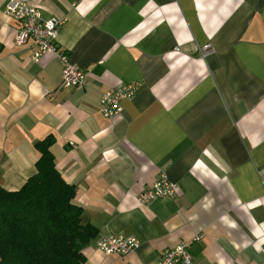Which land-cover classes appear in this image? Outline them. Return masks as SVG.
Masks as SVG:
<instances>
[{
	"label": "crops",
	"instance_id": "obj_1",
	"mask_svg": "<svg viewBox=\"0 0 264 264\" xmlns=\"http://www.w3.org/2000/svg\"><path fill=\"white\" fill-rule=\"evenodd\" d=\"M63 23L57 43L85 72L61 83L53 53L31 59L0 0V186L35 172L51 135L83 223L86 264H158L187 243L194 264H264V0H33ZM209 45L201 56V47ZM136 85L107 119L100 96ZM176 194L141 204L161 170ZM138 247L106 255L103 235ZM197 237V239H195Z\"/></svg>",
	"mask_w": 264,
	"mask_h": 264
},
{
	"label": "trees",
	"instance_id": "obj_2",
	"mask_svg": "<svg viewBox=\"0 0 264 264\" xmlns=\"http://www.w3.org/2000/svg\"><path fill=\"white\" fill-rule=\"evenodd\" d=\"M54 138L36 141L35 172L15 190L0 186V264H86L97 229L81 219L74 187L55 167Z\"/></svg>",
	"mask_w": 264,
	"mask_h": 264
},
{
	"label": "built area",
	"instance_id": "obj_3",
	"mask_svg": "<svg viewBox=\"0 0 264 264\" xmlns=\"http://www.w3.org/2000/svg\"><path fill=\"white\" fill-rule=\"evenodd\" d=\"M3 12L18 22L15 43L25 44L31 41L36 46L31 59L37 60L43 53H53L61 64V83L65 86L83 87L85 72L70 62L67 51L57 43V34L63 23L54 16L44 18L33 0H4ZM209 45L201 47V56L208 52ZM136 85L132 82L121 83L113 89L105 90L100 96V112L104 118L110 119L121 111L120 100L131 97ZM176 194V184L169 179L166 171H160L157 179L147 185L138 196L141 204L159 198H171ZM197 239V237H195ZM96 248L106 255L125 254L135 250L139 241L134 236L103 235L97 238ZM158 264H194L187 243L178 241L174 246L166 248Z\"/></svg>",
	"mask_w": 264,
	"mask_h": 264
}]
</instances>
